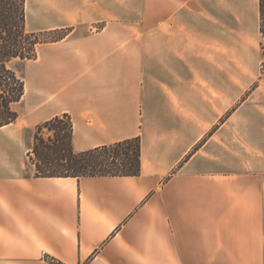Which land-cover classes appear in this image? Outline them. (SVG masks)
I'll return each instance as SVG.
<instances>
[{
    "label": "crops",
    "instance_id": "obj_1",
    "mask_svg": "<svg viewBox=\"0 0 264 264\" xmlns=\"http://www.w3.org/2000/svg\"><path fill=\"white\" fill-rule=\"evenodd\" d=\"M107 3L75 0L52 24L80 26L37 47L25 119L0 126V264H256L258 0H142L133 21ZM63 113L75 152L138 136L140 173L35 176L23 132Z\"/></svg>",
    "mask_w": 264,
    "mask_h": 264
},
{
    "label": "trees",
    "instance_id": "obj_2",
    "mask_svg": "<svg viewBox=\"0 0 264 264\" xmlns=\"http://www.w3.org/2000/svg\"><path fill=\"white\" fill-rule=\"evenodd\" d=\"M25 1L0 0V126L17 119L16 105L25 90L24 77L14 66V61L35 58L37 46L44 41L40 38L41 32L26 28ZM258 10L264 72V0H258ZM72 136V121L67 113L55 115L36 126L27 152V161L33 165L35 176H125L140 173L138 136L80 152L73 150Z\"/></svg>",
    "mask_w": 264,
    "mask_h": 264
},
{
    "label": "rangeland",
    "instance_id": "obj_3",
    "mask_svg": "<svg viewBox=\"0 0 264 264\" xmlns=\"http://www.w3.org/2000/svg\"><path fill=\"white\" fill-rule=\"evenodd\" d=\"M75 0H26L25 1V12H26V28L29 31L41 32L40 38L44 40L38 46L41 48L42 45L46 43L59 41L63 38H66L67 35L73 33V30L80 25L69 24L64 26H56L52 27L53 23L60 21L61 19H73L74 13L73 10L70 9L72 3ZM142 0H108V19L112 20L113 18H122L128 21L137 20L142 17ZM85 16L89 15V12H83ZM70 17V18H69ZM100 25L97 23H92L91 25L81 26L79 28L85 29V31H98L100 29ZM67 34L62 37L63 34ZM51 39V41H50ZM262 40V38H261ZM37 46V47H38ZM37 56V54H36ZM14 66L16 69L24 76V80L27 84V94L23 102L16 105L17 110L20 114V120L25 119V110L24 104L28 96L32 93V89L34 90L32 83L35 78V71L37 66L36 57L32 59H17L14 61ZM263 72V71H262ZM43 121L26 127L23 136L20 142V151L25 158L29 148L33 142V136L36 132V126ZM27 158V157H26ZM33 167V165H32ZM260 251L256 252L254 258L256 260V264H264V229L261 231L260 236Z\"/></svg>",
    "mask_w": 264,
    "mask_h": 264
}]
</instances>
